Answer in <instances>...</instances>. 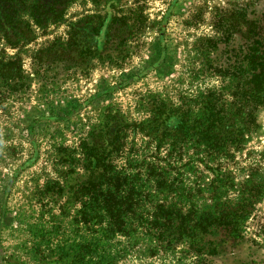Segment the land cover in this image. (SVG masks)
<instances>
[{
	"label": "rangeland",
	"instance_id": "obj_1",
	"mask_svg": "<svg viewBox=\"0 0 264 264\" xmlns=\"http://www.w3.org/2000/svg\"><path fill=\"white\" fill-rule=\"evenodd\" d=\"M48 1L0 0V264H33V255H46L35 236L41 243L52 226L63 236L58 160L91 130L114 125L121 132L119 162L173 163L181 169L173 168L172 176L182 174L196 204L213 206L216 184L218 202H236L242 194L250 213L237 239L215 235V254L196 256L180 244L148 251L141 235L108 264H264V109L237 149L211 155L196 150L192 137L171 135L181 114L199 108V96L230 102L217 72L228 55H209L207 65L198 46L227 16L231 22L260 16L264 0H70L54 10L56 21L39 24L44 9L35 7ZM111 18L118 20L110 25ZM98 23L96 40L84 41L93 57L74 65L61 58L57 46L70 27L84 35ZM71 218L62 219L61 232L70 230Z\"/></svg>",
	"mask_w": 264,
	"mask_h": 264
},
{
	"label": "trees",
	"instance_id": "obj_2",
	"mask_svg": "<svg viewBox=\"0 0 264 264\" xmlns=\"http://www.w3.org/2000/svg\"><path fill=\"white\" fill-rule=\"evenodd\" d=\"M69 1L49 0L35 7L44 9L43 15L36 19L37 23L56 21L59 10H54ZM259 19L249 22L244 45L231 49L224 64L216 65L221 83H225L224 91L230 94V102L221 103L219 98L210 95L199 96V108L181 114L173 129L175 133L171 135L192 137L193 142H198L194 143L196 150L211 155L229 148L237 149L243 144L241 136L253 129L251 126L255 125L257 112L264 109V21ZM114 20L118 19L111 18L110 25ZM100 26L99 23L93 24L91 30L82 32L84 35H80L74 26L70 27L65 43L57 46L61 48V58L74 65L80 57H93L95 51L91 45H84V41L96 40ZM233 27L230 25L219 30L198 44L197 53L203 55L205 64L213 63L209 55L227 52ZM57 48L52 45L49 52L56 54ZM120 134L116 125L97 133L91 130L77 150L65 153L58 160L61 169L56 172L62 184H56L58 193L63 192L66 198L63 215L60 214L57 221L58 233L63 236L54 234L56 226L46 231L41 243L35 236V247H43L46 255L40 258L33 255V264H108L111 254L123 252L125 243L136 244L141 235L147 241L148 251L157 245L169 249L180 244L186 252L196 256L216 253L218 236L215 235L222 236V240L238 238L250 213L249 199L240 194L236 202H218L219 186L215 184L211 189V194H216L212 197L215 204H196L182 174L178 172L177 176H172L173 168L181 169L173 167V163L160 164L154 159L119 162ZM188 165L191 169V161ZM245 183L248 185L249 181ZM170 194L175 198L169 199ZM75 205L78 207L69 209ZM68 218L73 219L68 223L70 230L61 232L62 219ZM117 236L121 240L116 241ZM117 246L121 247L118 249Z\"/></svg>",
	"mask_w": 264,
	"mask_h": 264
},
{
	"label": "flooded vegetation",
	"instance_id": "obj_3",
	"mask_svg": "<svg viewBox=\"0 0 264 264\" xmlns=\"http://www.w3.org/2000/svg\"><path fill=\"white\" fill-rule=\"evenodd\" d=\"M264 13H262L260 16H254L253 18H246L245 16H241L237 19H234L233 22H231V18L230 16L228 17V21L227 24L224 21V18L222 20L223 25L226 24L224 27L221 28V30H223L226 27H229L230 25H233V30H232V39L231 41L228 43V47L226 48L227 52L226 54L229 56L231 54L230 50L233 48H237V46L239 45H244L243 43L246 40V37L248 35V31H249V22L252 21L254 18H260L259 20H261L262 22L264 21V17H263ZM238 40V41H237Z\"/></svg>",
	"mask_w": 264,
	"mask_h": 264
}]
</instances>
